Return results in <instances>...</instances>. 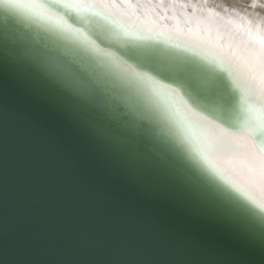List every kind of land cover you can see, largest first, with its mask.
<instances>
[{"label":"snow or ice","instance_id":"obj_1","mask_svg":"<svg viewBox=\"0 0 264 264\" xmlns=\"http://www.w3.org/2000/svg\"><path fill=\"white\" fill-rule=\"evenodd\" d=\"M147 7L0 0V169L10 136L41 139L29 113L51 114L144 201L117 225L148 242L65 261L0 245L4 264H264V31L162 28Z\"/></svg>","mask_w":264,"mask_h":264},{"label":"water","instance_id":"obj_2","mask_svg":"<svg viewBox=\"0 0 264 264\" xmlns=\"http://www.w3.org/2000/svg\"><path fill=\"white\" fill-rule=\"evenodd\" d=\"M29 116L41 139L10 136L7 166L0 169L6 178L0 183V245L8 255L29 261L104 260L148 246L117 225L120 216L134 225L144 201L109 180L86 144L51 114L33 109ZM17 127L31 136L28 122ZM122 202L131 206L121 207Z\"/></svg>","mask_w":264,"mask_h":264},{"label":"bare ground","instance_id":"obj_3","mask_svg":"<svg viewBox=\"0 0 264 264\" xmlns=\"http://www.w3.org/2000/svg\"><path fill=\"white\" fill-rule=\"evenodd\" d=\"M140 15L162 28L206 25L221 31H264V0H141ZM214 34V33H213Z\"/></svg>","mask_w":264,"mask_h":264}]
</instances>
